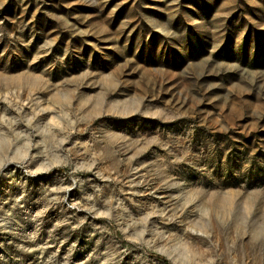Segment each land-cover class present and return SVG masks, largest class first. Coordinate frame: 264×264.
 Masks as SVG:
<instances>
[{
  "label": "rangeland",
  "instance_id": "obj_1",
  "mask_svg": "<svg viewBox=\"0 0 264 264\" xmlns=\"http://www.w3.org/2000/svg\"><path fill=\"white\" fill-rule=\"evenodd\" d=\"M264 264V0H0V264Z\"/></svg>",
  "mask_w": 264,
  "mask_h": 264
},
{
  "label": "trees",
  "instance_id": "obj_2",
  "mask_svg": "<svg viewBox=\"0 0 264 264\" xmlns=\"http://www.w3.org/2000/svg\"><path fill=\"white\" fill-rule=\"evenodd\" d=\"M168 264V263H167Z\"/></svg>",
  "mask_w": 264,
  "mask_h": 264
}]
</instances>
